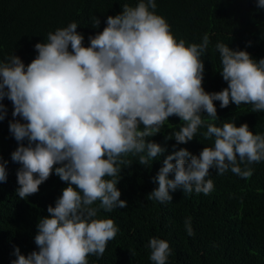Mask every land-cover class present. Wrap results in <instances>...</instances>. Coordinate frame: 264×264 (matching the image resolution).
<instances>
[{"label": "clouds", "instance_id": "clouds-1", "mask_svg": "<svg viewBox=\"0 0 264 264\" xmlns=\"http://www.w3.org/2000/svg\"><path fill=\"white\" fill-rule=\"evenodd\" d=\"M256 3L264 9V0ZM156 7L155 0L124 3L118 14L107 16L102 31L88 36L87 46L71 22L36 43L37 55L27 65L14 54L0 61V121L7 116L6 98L12 104L9 132L17 142L10 158L19 165L18 198L37 193L53 173L67 185L36 224L37 250L23 255L14 247L10 264H89L91 255L102 258L119 229L97 213L127 207L117 187L121 165H132L129 154L141 166L161 157L166 148L147 138L160 133L169 117L183 123L165 140L187 144L206 126L203 137L214 142L199 155L173 145L152 177L158 187L148 193L150 200L171 202L170 192L177 189L208 195L214 189L210 169L248 179L250 166L264 161V134H253L247 123L205 124L202 115L218 120L214 101L222 109L247 104L253 113L264 112V58L217 43L227 87L206 92L201 57L209 36L201 43L177 40ZM100 23L94 17L92 27ZM7 163L0 157V183L7 182ZM191 221H184L189 236L195 234ZM147 246L154 264H166L172 254L164 239L150 238Z\"/></svg>", "mask_w": 264, "mask_h": 264}, {"label": "trees", "instance_id": "trees-1", "mask_svg": "<svg viewBox=\"0 0 264 264\" xmlns=\"http://www.w3.org/2000/svg\"><path fill=\"white\" fill-rule=\"evenodd\" d=\"M139 0H0V61L10 55L19 56L27 65L37 55L34 45L47 42L50 32L78 24L77 31L95 35L106 26L107 16L121 11L124 3L135 6ZM154 10L166 19L177 40L201 43L205 34L209 46L201 59L204 62L203 88L206 92H218L227 87L222 79V62L217 43L230 48L245 50L259 61L264 58V9L257 8L256 0H155ZM151 10V9H150ZM101 21L93 28V18ZM250 42V44H249ZM7 116L0 121V157L8 161L7 182L0 183V264H10L15 256L14 247L21 254L37 250L34 243L36 224L47 216V207L55 206V200L67 185L54 173L39 186V191L26 199L18 198L16 171L19 165L12 162L10 154L17 142L9 132L8 123L13 119L12 104L3 100ZM218 120L207 117L205 124L234 121L236 126L247 123L253 134H264V112H252V105L229 104L220 108L214 101ZM19 119V118H17ZM183 123L176 116L169 117L160 133L147 138L166 148L161 157L148 165H139L138 156L129 154L126 159L133 163L121 165V179L117 187L120 199L127 207L115 208L106 213L99 210L97 218H111L118 227L116 237L109 241L102 258L88 257L89 264H154L149 259L148 241L156 237L166 240L172 250L166 264H264V161L250 167L253 175L244 179L230 170L222 175L210 169L214 189L208 195L184 193L177 189L170 192L173 199L164 204L148 199V193L158 187L152 177L162 166L166 155L186 148L199 155L213 140H205L206 126L198 129L187 144H176L165 136L179 130ZM174 138V137H173ZM26 143V142H25ZM174 162V161H173ZM243 167V165L241 166ZM171 178V177H170ZM97 201L93 207H98ZM191 217L194 235L185 229V219Z\"/></svg>", "mask_w": 264, "mask_h": 264}]
</instances>
